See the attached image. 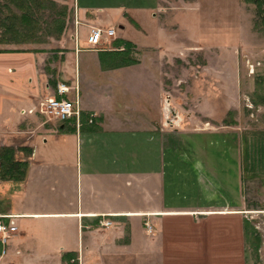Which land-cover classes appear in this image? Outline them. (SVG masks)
I'll use <instances>...</instances> for the list:
<instances>
[{"label": "crops", "instance_id": "crops-1", "mask_svg": "<svg viewBox=\"0 0 264 264\" xmlns=\"http://www.w3.org/2000/svg\"><path fill=\"white\" fill-rule=\"evenodd\" d=\"M67 2L63 33L40 43L62 51L0 45V150L27 165L22 181L0 180V219L17 229L0 264H242V229L257 214L252 193L264 182V131L180 119L165 67L185 53L175 48L162 0ZM139 15L162 45L139 42L154 36ZM130 24L137 42L114 34L96 50L87 45L92 29ZM115 41L133 46V63L123 64ZM24 79L36 88L25 90ZM143 80L154 81L147 88ZM58 84L79 116L56 123L28 114ZM217 93L209 102L204 92L212 110Z\"/></svg>", "mask_w": 264, "mask_h": 264}, {"label": "rangeland", "instance_id": "rangeland-1", "mask_svg": "<svg viewBox=\"0 0 264 264\" xmlns=\"http://www.w3.org/2000/svg\"><path fill=\"white\" fill-rule=\"evenodd\" d=\"M45 1L54 2L58 8L68 4L67 0ZM51 5H45L48 9L43 14V21L49 22L46 16L51 13ZM160 8L161 15L170 17L172 21L168 26L169 32L178 40L174 47L183 49L185 53L182 56L184 59L181 60L178 55L176 63L165 67V70H169L165 81L173 100L172 107L180 119L192 116L198 120H208L215 126L235 125L242 131H264V30L256 28L258 16L255 6L247 0H162ZM68 18L70 15L67 11L66 20ZM139 18L144 29L154 35L150 40L139 41L140 34L131 24L127 31H121L119 25H114L116 37L145 44L157 42L152 40L156 38V30L150 27L149 18L146 15H139ZM79 31L80 48L85 49L86 34L82 28ZM41 37V42L46 41L47 38ZM157 43L162 45L163 41ZM26 47L43 49L49 54L62 51L55 45L34 44ZM83 53L89 55L88 52ZM14 63L10 66L15 68ZM72 66L73 61L71 69ZM80 72L77 59V80ZM68 80H73L74 84L73 70ZM143 81L149 88L154 80L149 84ZM22 84L25 90L36 88L34 81L27 86L28 81L24 79ZM217 90L220 92L219 109L212 110L206 105L208 99L204 92L208 93L211 102L218 96ZM151 96L153 102L158 104L157 88L151 91ZM20 108L27 111L31 107L22 105ZM170 111L167 113L169 119L176 118V113ZM32 117L44 119L36 107ZM256 186L260 191L252 193L255 196L252 208L257 214L249 218L242 229V264H264V182Z\"/></svg>", "mask_w": 264, "mask_h": 264}, {"label": "trees", "instance_id": "trees-1", "mask_svg": "<svg viewBox=\"0 0 264 264\" xmlns=\"http://www.w3.org/2000/svg\"><path fill=\"white\" fill-rule=\"evenodd\" d=\"M256 8L258 16L257 27L264 30V0H247ZM52 4L51 13L42 17L46 9L45 5ZM51 15V16H50ZM67 17L66 6L58 8L56 4L45 0H0V45L12 44H40V39L55 36L58 38L64 30ZM115 48H123L121 55L123 64H131L129 57L133 46L129 43L115 41ZM5 50V49H0ZM26 163L17 162L14 158V150L3 148L0 150V180L20 182L24 179Z\"/></svg>", "mask_w": 264, "mask_h": 264}, {"label": "built area", "instance_id": "built-area-1", "mask_svg": "<svg viewBox=\"0 0 264 264\" xmlns=\"http://www.w3.org/2000/svg\"><path fill=\"white\" fill-rule=\"evenodd\" d=\"M114 37V29H92L87 37V45L91 50L98 49L105 40ZM69 88L65 84H58L54 95L42 99L38 104V113L47 122L66 123L73 118L79 116L77 109V100L71 101L67 98ZM35 111H29L28 114H33ZM24 114V112H22ZM103 227H108L109 222L101 223ZM147 233L149 234L151 228L145 224ZM17 229L0 219V248L1 255L5 253V247L8 241L16 235Z\"/></svg>", "mask_w": 264, "mask_h": 264}, {"label": "water", "instance_id": "water-1", "mask_svg": "<svg viewBox=\"0 0 264 264\" xmlns=\"http://www.w3.org/2000/svg\"><path fill=\"white\" fill-rule=\"evenodd\" d=\"M166 111H167V112H169V113H171V111H170V109H169V108H166Z\"/></svg>", "mask_w": 264, "mask_h": 264}]
</instances>
